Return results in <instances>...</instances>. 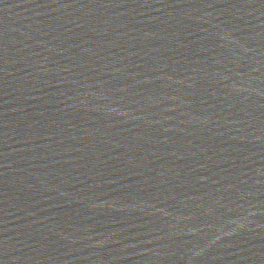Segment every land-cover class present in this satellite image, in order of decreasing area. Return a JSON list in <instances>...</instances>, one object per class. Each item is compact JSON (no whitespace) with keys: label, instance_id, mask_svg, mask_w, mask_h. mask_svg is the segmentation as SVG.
I'll use <instances>...</instances> for the list:
<instances>
[{"label":"water","instance_id":"water-1","mask_svg":"<svg viewBox=\"0 0 264 264\" xmlns=\"http://www.w3.org/2000/svg\"><path fill=\"white\" fill-rule=\"evenodd\" d=\"M0 264H264V0H0Z\"/></svg>","mask_w":264,"mask_h":264}]
</instances>
